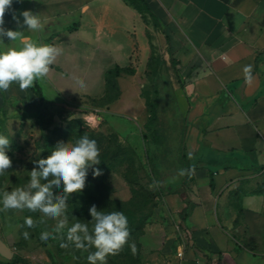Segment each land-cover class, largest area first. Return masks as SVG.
I'll use <instances>...</instances> for the list:
<instances>
[{
  "label": "crops",
  "instance_id": "obj_1",
  "mask_svg": "<svg viewBox=\"0 0 264 264\" xmlns=\"http://www.w3.org/2000/svg\"><path fill=\"white\" fill-rule=\"evenodd\" d=\"M146 1L166 45L168 37L189 100L184 140L195 179L185 197L168 195L177 213L189 204L184 221L189 239L179 264H264V190L251 192L247 175L257 172L263 178L255 188L264 186V0ZM12 8L17 15L31 10L41 20L50 11L77 19V29L52 44L62 49L54 63L87 60L96 46L121 67L132 63L136 76L151 55L150 26L125 0H14ZM4 19L5 28L44 43L40 31L18 29L11 12ZM17 45L5 37L0 51ZM246 65L253 66L250 82ZM52 76V85H59V77ZM118 85L121 94L139 92L135 101L119 103L135 116L146 106L141 84L119 76ZM26 91L35 100L31 88ZM26 91L14 82L0 103L12 92ZM208 163H219L223 171L208 169Z\"/></svg>",
  "mask_w": 264,
  "mask_h": 264
},
{
  "label": "rangeland",
  "instance_id": "obj_2",
  "mask_svg": "<svg viewBox=\"0 0 264 264\" xmlns=\"http://www.w3.org/2000/svg\"><path fill=\"white\" fill-rule=\"evenodd\" d=\"M42 14L44 28L39 34L43 44L52 45L55 40H64L78 27L77 19L68 13L50 11ZM147 24L150 26L151 54L159 58V62L152 66L147 64L140 70V75L131 76L135 71L132 63L126 66V74H116V63L110 55L92 45L93 48L87 51V60L53 63L46 77L48 83L45 78L36 81L31 90L41 91L44 101L40 105L37 96L34 100L29 91L12 92L0 103V135L11 140L6 152L12 160V167L0 175V200L4 191L27 185L31 170L38 169L35 161L47 157L42 153L49 149L47 137L55 127L58 128L54 135L56 144L69 140L74 143L85 133L96 140L101 163L94 167H103L102 175L93 177L92 189L87 191L86 185L82 192L68 197V209L57 220L45 217L39 211H4L0 203V239L14 252L10 259L0 254V264H88L89 253L76 249L73 242L66 240V233L76 222L88 224L91 230L90 208L93 205L98 211H122L128 219L131 233L128 244L118 255L109 256L108 264H179V252L188 245L189 234L183 230L168 195L177 193L185 197L189 187L182 185L180 175L183 170L180 143L187 130L189 100L186 81L173 67L165 41L151 23ZM86 72L87 76L84 75ZM52 73L59 77V85H52L55 80ZM119 76L135 78L141 84L142 93L157 103L161 129L158 145L144 141L141 136L148 117L146 106L138 109L135 116L125 114L124 109L119 108L120 102L131 103L139 98V92L121 94ZM77 79L83 80L85 86H78ZM2 94L0 91V97ZM38 105V114L29 116ZM72 119L77 120L73 123L75 133L68 137L62 135L59 128L67 126ZM153 152L156 168L149 161ZM206 167L219 173L223 171L219 163H208ZM247 175L252 179L253 189L263 178L257 172ZM53 195H62V192L53 191ZM26 217L33 219L35 227L29 228L25 224ZM60 221H66L65 228L55 233ZM24 232L29 233L28 239L24 238ZM42 232L52 234L47 242L40 239ZM62 237L69 245L67 249L60 247ZM133 243L137 249L135 254L129 246Z\"/></svg>",
  "mask_w": 264,
  "mask_h": 264
},
{
  "label": "clouds",
  "instance_id": "obj_3",
  "mask_svg": "<svg viewBox=\"0 0 264 264\" xmlns=\"http://www.w3.org/2000/svg\"><path fill=\"white\" fill-rule=\"evenodd\" d=\"M14 0H0V44H4V38L10 41H19V47H9L0 51V91L7 92L11 85L18 83L21 91L33 87L38 80L46 78L50 72V66L62 54V49L51 44L37 43L25 31L12 30L4 27L5 14L12 13L18 29L26 27L27 32H38L43 28V22L39 14L31 10H23L18 15L12 8ZM19 2V0H17ZM22 17V20H21ZM252 65L243 68L246 82L252 79ZM80 87H84L83 80H76ZM11 140L0 135V175H4L12 167V160L7 155ZM35 163L30 174V180L26 186L17 187L12 191L2 193L3 210L27 209L30 212L39 211L45 217L57 220L68 209L66 203L68 197L74 193H80L86 186L88 169L92 168L93 176L102 175L100 168L94 167L101 163L100 148L97 141L90 139L85 133L74 143L60 141L52 149L50 155L41 158ZM181 170L180 175H185ZM191 175V172H188ZM51 177V179H49ZM45 181V183H41ZM62 187V195H53V187ZM35 190V191H33ZM55 201V202H54ZM92 227L86 223L76 222L67 228L66 240L74 243L76 249L87 251L88 264H108V257L118 255L128 244L130 229L128 219L122 211L104 212L98 211L96 206L90 208ZM66 221H60L55 228L59 233L65 228ZM25 224L35 227L31 217L25 218ZM52 234L42 232L40 239L47 242ZM25 239L29 233L24 232ZM60 247L67 249L68 243L61 238ZM133 254L137 252L135 244L129 245ZM94 248L95 251H89Z\"/></svg>",
  "mask_w": 264,
  "mask_h": 264
},
{
  "label": "trees",
  "instance_id": "obj_4",
  "mask_svg": "<svg viewBox=\"0 0 264 264\" xmlns=\"http://www.w3.org/2000/svg\"><path fill=\"white\" fill-rule=\"evenodd\" d=\"M125 2L127 4H129L130 6H132L133 8H135L143 17V19L145 20V22L151 23L152 26L158 31V32H163V29L161 27V23L158 19V17L156 16V14L151 10V8L149 7L148 3L146 0H125ZM167 40V51L168 54L170 55V61L173 65V67H176L177 65V60L174 59V57L171 56L170 54V47L168 44V37H166ZM158 63L159 62V58H156L153 54L150 55L148 63L149 66H152L153 63ZM115 68V72L116 74L121 73L123 71L126 70V67H121L118 64L114 65ZM177 68V67H176ZM178 70V68H177ZM32 88V87H31ZM34 91V90H33ZM35 95L38 98V103L39 105L41 104L42 101H44V97L41 93L40 90H36L34 91ZM141 95L142 97L145 99V104H146V108H147V112H148V117L146 119V122L144 124V130L141 132V136L143 138L144 141H150L155 143L156 145L159 144L160 142V135H161V129L159 127V112H158V105L156 102H151L149 100V98L142 93L141 91ZM158 97V94H157ZM37 107V109L35 111H31L29 113V116H36L38 114V110L40 111V107ZM74 122H77V120H71L70 122H68L67 126L63 127V128H59V131L62 135L64 136H69L70 134L75 133V128L73 124ZM58 130L57 127H55L54 129L51 130V136L47 137V143L46 146L49 149H45L44 152L42 153L43 156H48L50 155L52 149L54 148V146L56 145V142L54 140V135L55 132ZM181 152H180V162L182 165V169L185 171V175L182 176V185L185 187H188L195 179V175H194V170L195 167L191 164L190 159L188 158L187 154H186V148H185V140H184V133H183V137L181 139ZM156 155L155 152H153V155L150 156L149 161L150 164L153 168H156ZM97 168H100L103 172V167L100 165ZM191 172V175L188 174V172ZM93 170L92 168L88 169V175H87V191L92 189V180H93ZM63 187V186H62ZM62 187L57 188V189H52V191H58V193H60V191L62 192ZM264 190V186L261 187V189L259 188H254L251 190V192H259ZM87 199H88V195H87ZM76 203H79L78 201H76ZM189 205V204H188ZM188 205L185 206L181 211L178 212V215L181 219V222L183 224V230L186 232V226L184 224V221L186 219V216L189 213V209H188Z\"/></svg>",
  "mask_w": 264,
  "mask_h": 264
},
{
  "label": "water",
  "instance_id": "obj_5",
  "mask_svg": "<svg viewBox=\"0 0 264 264\" xmlns=\"http://www.w3.org/2000/svg\"><path fill=\"white\" fill-rule=\"evenodd\" d=\"M0 254L8 259L13 257L14 252L9 248V246L0 239Z\"/></svg>",
  "mask_w": 264,
  "mask_h": 264
},
{
  "label": "built area",
  "instance_id": "obj_6",
  "mask_svg": "<svg viewBox=\"0 0 264 264\" xmlns=\"http://www.w3.org/2000/svg\"><path fill=\"white\" fill-rule=\"evenodd\" d=\"M179 255L181 256V258L183 257V251L179 252Z\"/></svg>",
  "mask_w": 264,
  "mask_h": 264
}]
</instances>
